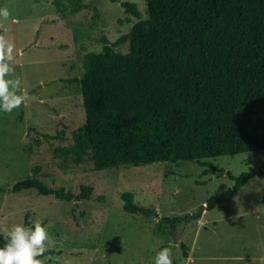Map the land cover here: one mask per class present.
<instances>
[{"label": "rangeland", "instance_id": "obj_1", "mask_svg": "<svg viewBox=\"0 0 264 264\" xmlns=\"http://www.w3.org/2000/svg\"><path fill=\"white\" fill-rule=\"evenodd\" d=\"M121 1L136 5L144 25L124 11ZM83 3L76 14L61 17L53 0H0V8L10 12L0 22V33L15 41V74L27 93L18 109L0 111V187L9 189L38 168L48 188L73 194L80 185L92 188L91 198L79 202L35 189L0 192V229L42 221L56 240L51 251L58 252L52 260L50 254L40 257L43 264H154L162 247L171 248L173 264H264V174L249 179L230 201L200 212L210 196L232 186L227 172L256 171L263 152L215 156L203 164L176 161L103 170H96L89 157L74 164L55 156L54 148L70 145L72 132L85 122L72 78L90 68L140 80L155 64L145 0ZM60 130L66 140L47 141L37 134ZM125 191L152 215L127 213L120 198ZM165 216L184 220L171 229L160 222Z\"/></svg>", "mask_w": 264, "mask_h": 264}, {"label": "trees", "instance_id": "obj_2", "mask_svg": "<svg viewBox=\"0 0 264 264\" xmlns=\"http://www.w3.org/2000/svg\"><path fill=\"white\" fill-rule=\"evenodd\" d=\"M145 2L152 27L153 69L140 80L104 76L90 68L72 78L70 82L79 87L85 122L72 132L70 145L53 152L62 163L81 164L89 157L96 170L176 161L203 164L215 156L263 152L256 171L226 173L233 184L207 199L205 209L211 210L230 201L249 179L264 174V0ZM53 4L61 17L85 7L83 0H53ZM120 5L144 25L133 2ZM37 134L47 141L66 140L64 130ZM27 189L61 201L79 202L92 195L88 185H80L78 194L48 188L39 180L38 168L9 189L0 187V192ZM120 198L127 213H153L135 204L130 191ZM183 220L165 216L160 222L174 229ZM3 243L0 235V246ZM47 254L52 260L58 252Z\"/></svg>", "mask_w": 264, "mask_h": 264}, {"label": "clouds", "instance_id": "obj_3", "mask_svg": "<svg viewBox=\"0 0 264 264\" xmlns=\"http://www.w3.org/2000/svg\"><path fill=\"white\" fill-rule=\"evenodd\" d=\"M9 17V10L0 8V22ZM15 50V41L0 33V111L9 114L27 98L22 80L15 74ZM0 235L4 240L0 246V264H43L40 257L56 248V240L40 220L27 226L13 223L0 229ZM172 255L170 247H162L155 253L154 264H173Z\"/></svg>", "mask_w": 264, "mask_h": 264}, {"label": "water", "instance_id": "obj_4", "mask_svg": "<svg viewBox=\"0 0 264 264\" xmlns=\"http://www.w3.org/2000/svg\"><path fill=\"white\" fill-rule=\"evenodd\" d=\"M202 210H204V208H202V209L200 210V212H201Z\"/></svg>", "mask_w": 264, "mask_h": 264}, {"label": "crops", "instance_id": "obj_5", "mask_svg": "<svg viewBox=\"0 0 264 264\" xmlns=\"http://www.w3.org/2000/svg\"><path fill=\"white\" fill-rule=\"evenodd\" d=\"M204 208H205V207H204ZM204 210H206V209H204ZM186 256H187V255H186ZM186 256H185V257H186Z\"/></svg>", "mask_w": 264, "mask_h": 264}]
</instances>
